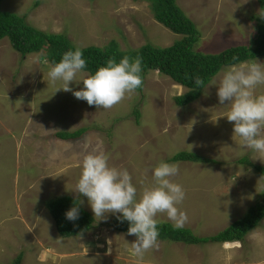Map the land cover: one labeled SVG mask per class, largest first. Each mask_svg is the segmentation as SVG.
Listing matches in <instances>:
<instances>
[{
  "label": "rangeland",
  "instance_id": "obj_1",
  "mask_svg": "<svg viewBox=\"0 0 264 264\" xmlns=\"http://www.w3.org/2000/svg\"><path fill=\"white\" fill-rule=\"evenodd\" d=\"M178 3L197 24L196 50L205 54L252 48L264 24L258 0ZM0 10L27 16L40 30L67 35L79 48L112 42L122 51L147 44L166 48L183 39L156 21L147 1L2 0ZM45 60V52L23 58L9 39L0 40V264H13L20 255L21 264H264V221L243 243L193 246L158 239V246L141 257L131 250L136 238L116 231L111 226L116 216L110 213L104 220L95 218V228L87 233L60 236L49 201L77 198L94 217L87 198L74 192L87 154L103 153L109 166L127 169L137 198L154 186L152 169L161 161L170 163L180 152L215 161L175 163L180 171L171 178L185 192L178 205L188 217L183 228L200 237L226 230L262 203L264 175L239 161L248 158L264 166V155L233 138L234 122L225 117L228 102L220 105L215 87L181 108L175 99L188 90L150 71L141 92L126 94L104 110L58 91L61 83L49 81L51 64ZM256 61L264 63V58ZM70 87L81 90L82 78ZM255 94H264V85ZM81 129L87 132L76 140L55 136ZM156 219L172 224L166 214Z\"/></svg>",
  "mask_w": 264,
  "mask_h": 264
},
{
  "label": "clouds",
  "instance_id": "obj_2",
  "mask_svg": "<svg viewBox=\"0 0 264 264\" xmlns=\"http://www.w3.org/2000/svg\"><path fill=\"white\" fill-rule=\"evenodd\" d=\"M233 60L238 58L233 57ZM86 67L83 51L77 47L64 53L60 62L49 66L48 79L52 84L61 83L58 91L72 92L76 99L104 110L112 108L142 84L139 56L134 60L125 56L119 62L111 58L106 66L91 75L85 74ZM78 76L82 78L83 88L74 91L70 84L76 82ZM194 80L198 88L206 87L201 77L196 76ZM260 85H264V63L244 61L223 67L209 86L217 89L220 105L228 102L225 117L230 123L234 122L233 138H239L243 148L264 155V94H255ZM179 171L178 164L161 161L152 169L154 186L146 187L137 198V188L127 169L109 166L108 157L103 153H90L83 157L74 192L87 198L94 218L101 221L110 213L121 223L129 222L127 235L136 237L131 243L132 253L141 257L158 246V213L166 214L176 230L187 222V214L178 207L185 199V192L182 185L171 179ZM82 203L79 201L65 213L67 220L79 219ZM108 243L111 244V240Z\"/></svg>",
  "mask_w": 264,
  "mask_h": 264
},
{
  "label": "trees",
  "instance_id": "obj_3",
  "mask_svg": "<svg viewBox=\"0 0 264 264\" xmlns=\"http://www.w3.org/2000/svg\"><path fill=\"white\" fill-rule=\"evenodd\" d=\"M133 1L149 2L156 21L173 33L183 36V39L166 48L147 44L138 50L122 51L117 42H112L106 47L80 48L83 51V58L87 61L85 73L94 74L99 67L106 66V62L111 58L119 62L125 56H128L130 60L139 56L142 58V84L136 91L143 90L145 78L150 71H158L170 77L176 84L188 89L187 93L175 99L178 107L186 108L203 96V92L210 85L212 78L216 77L226 65L264 58V24H259L258 35L252 48L238 46L217 55L205 54L196 50L201 39V32L197 24L181 8L179 0ZM258 3L264 12V0H258ZM3 39H9L13 49L23 58L45 52L50 64L60 62L64 53L77 48L67 35L40 30L28 22L27 16L0 10V40ZM233 57H237L238 60H233ZM196 76L205 80L206 87L201 89L195 85L194 78ZM136 116L139 118V111L136 112ZM86 132L87 129H81L76 132H59L55 136L61 141H71L81 138ZM180 162L215 163V161L190 152H180L170 159V163ZM239 164L247 165L256 173L264 175V166L254 164L248 158H243ZM78 203L77 198L70 196L47 203V209L55 220L57 231L63 238L78 237L95 228V218L82 204H79L80 216L78 220L72 222L66 219L65 213ZM263 221L264 197L262 203L251 209L243 220L235 222L216 235L200 237L192 229L176 230L170 222H158V239L193 246L243 243L250 232L261 227ZM111 226L116 231L127 234L129 222L121 223L115 218ZM22 261L23 255H20L13 264H21Z\"/></svg>",
  "mask_w": 264,
  "mask_h": 264
}]
</instances>
